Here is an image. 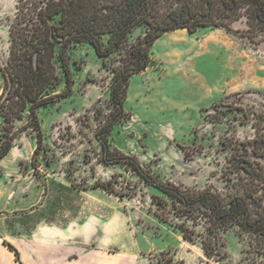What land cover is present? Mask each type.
<instances>
[{
  "label": "rangeland",
  "instance_id": "rangeland-1",
  "mask_svg": "<svg viewBox=\"0 0 264 264\" xmlns=\"http://www.w3.org/2000/svg\"><path fill=\"white\" fill-rule=\"evenodd\" d=\"M14 5L0 0V61ZM242 14V5L228 17L216 13L214 20L229 29L177 28L156 38L151 64L129 78L123 113L107 135L108 158L133 156L160 180L193 192H234L224 174L237 158L230 144L251 138L253 113H264V41L248 32ZM124 49L103 65L89 43L69 48L72 91L40 109L43 148L34 160L35 134L28 131L0 158V236L11 242L57 224L71 239L114 253L124 264H264L262 242L238 225L221 233L224 257L207 256L200 238L185 240L180 220L158 207L156 198L171 206L166 195L128 165L104 159L97 134L114 118L111 68ZM187 224L204 234L203 224ZM0 256V264H12L1 247Z\"/></svg>",
  "mask_w": 264,
  "mask_h": 264
},
{
  "label": "trees",
  "instance_id": "trees-1",
  "mask_svg": "<svg viewBox=\"0 0 264 264\" xmlns=\"http://www.w3.org/2000/svg\"><path fill=\"white\" fill-rule=\"evenodd\" d=\"M242 5L248 32L264 41V0H15V10L8 23V49L0 61V158L14 146L24 132L35 134L32 158L43 148L40 109L67 97L72 91L73 76L68 50L76 42H87L102 64L106 58L125 47L118 65L112 66L110 99L114 118L97 136L106 161L128 165L139 177L171 200V206L156 198L160 209L179 219L176 224L182 237L200 238L203 252L213 258L224 257L221 233L233 225L254 234L264 246V113L254 112L251 138L230 144V165L224 170L226 182L234 192L225 195L206 189L199 192L164 182L144 169L133 156L118 154L108 158L107 135L123 113L128 81L152 62L151 47L163 32L187 28L193 32L202 25L222 26L214 19L235 13ZM217 17V16H216ZM141 32L128 44L130 34ZM63 88L59 90L60 85ZM247 119V113H243ZM226 171V172H225ZM94 187L112 192L105 182ZM203 224L204 234L188 226ZM3 244L19 253L9 242Z\"/></svg>",
  "mask_w": 264,
  "mask_h": 264
},
{
  "label": "crops",
  "instance_id": "crops-1",
  "mask_svg": "<svg viewBox=\"0 0 264 264\" xmlns=\"http://www.w3.org/2000/svg\"><path fill=\"white\" fill-rule=\"evenodd\" d=\"M64 227L57 224L38 226L31 234L14 236L13 244L23 264H124L114 253L104 252L98 247L88 248L80 239H71ZM9 241L0 236V247L12 264L14 253L3 244ZM0 262L3 258L0 256Z\"/></svg>",
  "mask_w": 264,
  "mask_h": 264
}]
</instances>
